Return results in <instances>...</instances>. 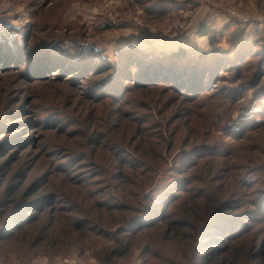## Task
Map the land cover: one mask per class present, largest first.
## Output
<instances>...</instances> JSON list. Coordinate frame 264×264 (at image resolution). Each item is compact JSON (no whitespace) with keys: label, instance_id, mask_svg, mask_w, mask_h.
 <instances>
[{"label":"rangeland","instance_id":"obj_1","mask_svg":"<svg viewBox=\"0 0 264 264\" xmlns=\"http://www.w3.org/2000/svg\"><path fill=\"white\" fill-rule=\"evenodd\" d=\"M0 264H264V0H0Z\"/></svg>","mask_w":264,"mask_h":264},{"label":"trees","instance_id":"obj_2","mask_svg":"<svg viewBox=\"0 0 264 264\" xmlns=\"http://www.w3.org/2000/svg\"><path fill=\"white\" fill-rule=\"evenodd\" d=\"M200 32H199V34L201 35V36H203V35H208L209 34V31L206 29H201V30H199ZM174 55H177V56H179V57H182V58H184V56H185V52H184V49H179V50H177L176 52H172L171 53V56H174ZM202 65V64H201ZM200 65V66H201ZM203 69V67H201L200 68V70H202ZM195 73V78H196V80H199V76L200 75H202L203 74V72H194ZM165 74H169V72H152L151 74L148 72H146L145 73V76H146V78L148 79L149 77H151V75H153V77L155 78V79H158L159 77H161L162 75H165ZM176 75V76H179L181 79H186L187 78V75L188 74H191V72H172L171 73V75ZM163 77V76H162ZM149 79H151V78H149ZM3 168V167H2ZM1 168V169H2ZM121 178V177H120ZM122 185H123V183H122ZM131 185H135V186H137V184L134 182V181H131L130 183H129V188H130V186ZM122 187V186H121ZM143 187H141V189H142ZM133 197H136V193L133 195ZM133 206H132V204H130V203H127L126 205H125V207L123 208V210H132V211H135V208H132ZM139 207H137L136 208V210L138 209ZM135 219H138V217L136 218L135 217ZM144 219V218H143ZM131 221V220H130ZM143 224H145L146 223V221L145 222H142ZM142 225V224H141ZM135 233L134 234H137V233H139V232H141L142 231V228H138V229H134L133 230Z\"/></svg>","mask_w":264,"mask_h":264}]
</instances>
